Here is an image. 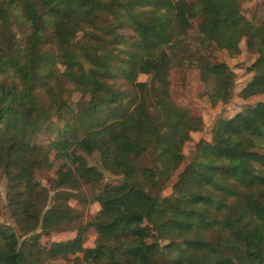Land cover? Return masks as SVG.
<instances>
[{
  "label": "trees",
  "instance_id": "obj_1",
  "mask_svg": "<svg viewBox=\"0 0 264 264\" xmlns=\"http://www.w3.org/2000/svg\"><path fill=\"white\" fill-rule=\"evenodd\" d=\"M244 1L0 0V173L21 235L0 223V264H264V101L217 118L171 192L152 193L203 127L173 100V67H196L212 105L232 95L234 71L193 45L235 55L244 39L257 57L239 96L264 93V16L248 19ZM94 152L120 178L83 223L69 200L102 180ZM55 163L49 195L35 171ZM64 227L76 234L41 242Z\"/></svg>",
  "mask_w": 264,
  "mask_h": 264
},
{
  "label": "rangeland",
  "instance_id": "obj_2",
  "mask_svg": "<svg viewBox=\"0 0 264 264\" xmlns=\"http://www.w3.org/2000/svg\"><path fill=\"white\" fill-rule=\"evenodd\" d=\"M241 10L243 14L252 20H256L264 16V0H246L242 3ZM197 22V21H196ZM195 22V23H196ZM196 25V24H195ZM193 29L189 31L190 41H193ZM73 42V41H72ZM240 52L231 55L224 49H219L214 43L208 44L207 47H200L193 45L200 53L205 55L206 58L213 62H225L232 71L235 73L234 87L232 95L226 102H218L212 105L205 93V88L202 81L199 78V70L196 67H188L187 61L184 60L182 65L174 66L171 71V85L170 94L176 104L182 107H188L195 115H199L203 119V127L199 131L191 132V139L187 141L183 146L184 159L182 164L175 170L171 178L167 181H160L157 183L152 193L157 195H167L171 192V186L177 179L178 172L183 168V165L187 163L189 158L193 155L194 144L199 139L211 140V128L214 121L217 118H228L233 116L236 112L242 110L244 107L250 104H254L257 101H264V93L256 94L243 99L239 96L240 90L243 88L247 80L251 77V73L247 71V67L255 60L257 53L249 50L245 45V40L242 39L239 43ZM148 75L139 74L138 80L144 81L148 79ZM53 135L49 134H37L36 141L38 143L47 146L49 140ZM84 154V153H83ZM88 164L97 167L102 170V180L90 185L83 184L81 191L84 200L80 198H71L69 204L76 209L80 214V220L86 223L92 219L95 212L99 209V204L95 201L94 197L98 194L103 185L107 183H117L120 176H116L108 173L102 169L99 163V155L94 152L91 155H86ZM57 164L55 163L53 169L47 170L39 168L35 171L36 179L41 183L42 187L47 190L48 194H52V184L50 179L54 175ZM51 198V197H50ZM51 201V199L49 200ZM50 203V202H49ZM0 223L8 224L20 237V232L17 226L14 224L8 209L6 207V186L5 178L0 173ZM148 238L153 239L154 231L146 224ZM76 234V229L66 228L54 230L50 235L42 236L41 242L48 244L51 241L66 240L72 238ZM96 233L93 228H89L86 232V239L84 246H92L94 243ZM44 264H71L69 260L63 257H57L47 260Z\"/></svg>",
  "mask_w": 264,
  "mask_h": 264
}]
</instances>
